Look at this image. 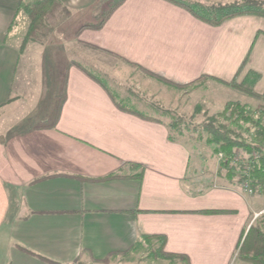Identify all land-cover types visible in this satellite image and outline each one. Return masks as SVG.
I'll list each match as a JSON object with an SVG mask.
<instances>
[{"label":"crops","instance_id":"crops-1","mask_svg":"<svg viewBox=\"0 0 264 264\" xmlns=\"http://www.w3.org/2000/svg\"><path fill=\"white\" fill-rule=\"evenodd\" d=\"M24 1L0 0V264L99 263L144 236L164 237L163 251L189 264H250L240 253L264 234V195L227 178L212 146L170 141L159 118L120 109L112 88L78 62L77 43L111 62L99 63L117 86L120 63L175 87L201 78L237 84L255 73L254 97L232 94L248 103L264 100V18L212 27L165 0H124L99 30L70 38L73 45L38 49L35 60L57 70L61 91L47 122L39 112L49 78L26 89L33 59L7 40ZM53 1L77 13L102 3ZM156 83L141 86L171 103Z\"/></svg>","mask_w":264,"mask_h":264},{"label":"rangeland","instance_id":"rangeland-1","mask_svg":"<svg viewBox=\"0 0 264 264\" xmlns=\"http://www.w3.org/2000/svg\"><path fill=\"white\" fill-rule=\"evenodd\" d=\"M110 1L112 0H102L101 4L85 13H77L67 9L68 14L64 17V19H62V21L58 20L60 19V14L57 10L55 15L47 17L48 19H46L47 21L45 22L46 27L43 29H39V31L31 30L32 32H30L29 20L27 19L25 12L22 10L12 21V24L9 28L7 40L11 43L16 44L18 48L21 47L20 50L23 51L21 53L22 58L24 57L26 60L31 56L34 62L30 69L25 70L24 76L28 78L25 86L26 89L29 90V88H32L37 90L38 88H41V80L44 79V81L46 82L47 77L49 78V81H47L48 83L43 84V88H45L46 91H44L45 96L43 98L42 104L40 105L41 111L39 112L40 114H48V116L46 117L47 122H49L51 118L49 111L53 109L52 107H54L55 105L58 107L61 103V97H59L61 91L60 93L58 92L59 84L57 83V79L53 74L54 71L57 72V70L53 68L51 69L50 67L45 68L44 70L41 68L42 65L39 59L37 58V60H35V57H38V49L40 48V46H57L60 45V43H64L65 45L70 44L71 46L74 43L72 44L69 39H76L81 31L86 29L99 30L100 28L95 29L94 26L99 23L100 18H102L106 10L110 7V4H112L110 3ZM182 1L196 2L205 6H217L230 4L235 0ZM255 2L264 11V0H255ZM55 17H57V19H55ZM71 30H75V34L73 37V33L71 35H68ZM77 44L81 48L80 51H82L80 53L78 62L87 70L93 72L94 75L100 78L106 85L111 87L113 90L112 92L116 95V98H118V102H120V104L124 103L126 107L134 108L136 110L142 111L146 115L157 117L167 125L174 123L176 125V130L172 131V134L176 139L198 142L197 138L202 137V141L200 142L204 143L205 134L203 133L202 129L205 124L210 122L215 125H225L228 129L234 131L236 135L240 136L246 141H250L252 139L255 128L251 127L250 125L244 124L231 126L220 116L227 103H236L234 99H236L237 97L236 95L233 96L232 94L241 93V91L231 87V85L233 83L236 84L237 81L232 82L230 85H222L214 81L206 80L208 78H201L199 81H197L196 83L194 82V84L192 85L175 87L165 84V82L160 78H155L154 80L150 79L151 77H147L148 75L144 74V72L142 70H139V68H135L134 66H126L120 63L118 64V67L116 66V68L118 71H120L118 77L119 79H122L121 83L123 85L117 86L111 84V79L109 78V75H111V73L109 75H106V65L103 66L104 63H108V65H110L111 62L105 60L102 56V59L99 60V55L97 56L98 59L94 60L91 55L88 56L87 50L90 48L89 45H85L82 43ZM24 48H26L27 51ZM31 49L33 50L32 52H30ZM112 57L115 58L116 56ZM22 58L20 62H22ZM73 59L77 60V56L75 58L73 56L72 60ZM100 61L104 63L100 64ZM20 70L21 68L18 69V71ZM152 80L154 82H159V84L156 83L158 84L157 86L161 87L162 90H168L171 96H174L171 103H165L163 100H161L160 95L149 94L148 90H146L145 87L141 86L142 81L146 83L153 82ZM248 81H250V78L248 77V75H246L243 80L237 83V85H248ZM46 98H48V104L45 103ZM237 103L240 106L245 107L247 111L251 113L254 121L258 122L261 126L264 125L263 99L257 98L254 100L251 99V101H249L248 103ZM179 131L182 132L181 136H178L177 134V132ZM252 152L257 153L258 151L254 150ZM242 153L243 152L239 150H234L233 155H241ZM220 162L221 161H219V163ZM228 166L232 168V177H230V180L234 179V181L238 183L239 186H241V183H243L244 181L241 170L242 167L244 168V166L240 163H237V165L229 164ZM157 247L158 243L156 241H150L149 243L140 242L139 245H137L134 249L128 251L125 254L113 256L107 261V263L82 261L78 264H181V261L178 259H172L170 261L153 259L150 254ZM235 264L245 263H243L240 259H237V262Z\"/></svg>","mask_w":264,"mask_h":264},{"label":"trees","instance_id":"trees-1","mask_svg":"<svg viewBox=\"0 0 264 264\" xmlns=\"http://www.w3.org/2000/svg\"><path fill=\"white\" fill-rule=\"evenodd\" d=\"M124 0H112L110 1V7L106 10L105 14L100 18L99 23L94 26L95 29H99L103 26L108 17L112 12L123 2ZM172 3L190 15L195 19L206 23L212 27L219 26L222 22L227 19L238 17V16H260L264 17V11L259 7L255 0H235L233 3L217 6H205L196 2H186L182 0H165ZM24 11L27 19L29 20V30L39 31V29L45 28V22L47 17L55 15L56 11L60 14L58 19L62 21L68 14V10L61 3L53 0L42 1V0H31L24 1L20 4L18 13ZM57 19V17H55ZM34 31V32H35ZM250 81L248 85L240 86L235 83L231 85L241 93L248 96L254 97L252 87L254 83L259 79V76L255 73H248ZM120 109L133 112L132 110L126 109L124 103L120 104L117 102ZM138 114V113H137ZM140 115V114H139ZM141 116V115H140ZM220 116L228 122L231 126H238L240 124L250 125L255 128L253 137L250 141H246L240 136L236 135L234 131L228 129L225 125H215L213 123H207L203 126V133L205 134L204 143L208 146H213V153L217 156L219 153L225 155L228 160L233 156L234 150H239L245 154H250L252 151L257 150L259 157L256 161L250 163L249 171V184L253 192L264 195V125L261 126L258 122L254 121L252 115L243 106L236 103H227L220 114ZM143 117V116H142ZM151 119L149 117H145ZM169 131V140H175V136L172 131L176 130V125L166 124ZM178 136L182 135V132H177ZM197 141H202V137H198ZM228 161L220 162V169L225 171L227 178L232 177V168H230ZM150 241H156L158 247L153 250L150 256L156 260L170 261L172 259H178L181 264H189L188 260L183 256L167 254L163 251L165 245V238L162 236H144L141 238V242L149 243ZM139 243L134 244L128 251L134 249ZM242 248V247H241ZM250 253L244 250L240 253V258L250 264H264V234L257 231L255 235V243L251 246ZM241 250V249H240ZM127 251V252H128ZM127 252H123L125 254ZM240 252V251H239ZM115 255V254H114ZM117 255V254H116ZM108 259L103 260L99 263H107ZM56 264L54 262H50Z\"/></svg>","mask_w":264,"mask_h":264},{"label":"built area","instance_id":"built-area-1","mask_svg":"<svg viewBox=\"0 0 264 264\" xmlns=\"http://www.w3.org/2000/svg\"><path fill=\"white\" fill-rule=\"evenodd\" d=\"M262 148L264 149V144H262ZM241 155H243V156H241ZM241 155L240 154H235L229 160L222 153H219L217 155V157H218V160L219 161H223V162L224 161L225 162L228 161L229 164H236V165H237V163H240L241 165L244 166V168L242 167V170H241V173L243 175L244 181H243V183H241V186L240 187L246 193L252 194L253 191H252V189L250 187V184H249V171H250L249 168H250V163L252 161H256L258 159L259 153L258 152L257 153L256 152H252L251 154H244V153H242Z\"/></svg>","mask_w":264,"mask_h":264}]
</instances>
